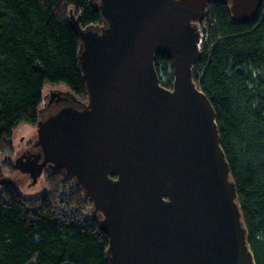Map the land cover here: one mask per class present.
Masks as SVG:
<instances>
[{
	"label": "water",
	"instance_id": "obj_1",
	"mask_svg": "<svg viewBox=\"0 0 264 264\" xmlns=\"http://www.w3.org/2000/svg\"><path fill=\"white\" fill-rule=\"evenodd\" d=\"M255 20L264 0H92L102 26H81L79 68L88 100L50 90L34 152L0 186H34L48 169L74 179L109 237L107 264H255L214 107L193 78L198 26L213 2ZM156 56L172 61V89Z\"/></svg>",
	"mask_w": 264,
	"mask_h": 264
},
{
	"label": "trees",
	"instance_id": "obj_2",
	"mask_svg": "<svg viewBox=\"0 0 264 264\" xmlns=\"http://www.w3.org/2000/svg\"><path fill=\"white\" fill-rule=\"evenodd\" d=\"M208 42L193 78L210 99L220 145L235 182L255 264H264V1L255 20L232 19L229 1L213 2ZM81 26H102L92 0H0V155H15L14 132L36 126L43 91L64 85L87 103L79 68ZM160 84L172 89V61L156 56ZM2 167L14 173L11 160ZM48 193L25 199L15 185L0 192V264H107L109 237L74 179L45 171ZM92 219H82L85 209Z\"/></svg>",
	"mask_w": 264,
	"mask_h": 264
},
{
	"label": "rangeland",
	"instance_id": "obj_3",
	"mask_svg": "<svg viewBox=\"0 0 264 264\" xmlns=\"http://www.w3.org/2000/svg\"><path fill=\"white\" fill-rule=\"evenodd\" d=\"M205 33L208 35L210 34V28L204 29ZM50 90H60V91H69L67 87L64 85H54V86H48L43 91L44 101L43 103L47 102L48 95L50 96ZM50 99V98H49ZM44 105V104H43ZM37 138V126H21L14 132L13 136V144L15 149V155H0V163L2 164V161L4 160H11L12 165L17 156H19L21 153L25 152V150L31 148L32 144L35 142ZM3 176L11 177L13 180L18 179L20 177H25V175L21 173H16V170L14 173L10 172L7 169H4L2 167ZM15 187L21 192L23 197L25 199H37L41 197L43 194H46L50 190L49 184L46 182L45 179V172L43 175L38 179V182L34 186L24 185V184H16L14 183ZM2 186H0V192L2 191ZM85 214L82 216V219H89L91 220L92 217L89 215L90 210L87 211V208L85 209ZM94 218V217H93Z\"/></svg>",
	"mask_w": 264,
	"mask_h": 264
},
{
	"label": "bare ground",
	"instance_id": "obj_4",
	"mask_svg": "<svg viewBox=\"0 0 264 264\" xmlns=\"http://www.w3.org/2000/svg\"><path fill=\"white\" fill-rule=\"evenodd\" d=\"M229 8H230V4H229ZM212 11H213V9H212V7H207V9H206V16H205V19L203 20V22H201L200 24H197V22L195 23L197 26H198V30H199V33H200V41H199V45L201 46V49H200V51H201V54H202V50L205 48V46H206V43L204 42V40H203V34H202V32H201V30H200V27H201V25H204V26H208V25H210V23H211V21H212ZM232 15V14H231ZM232 19H233V17H232ZM234 21V20H233ZM235 22V21H234ZM237 23V22H236ZM196 66V65H195ZM194 66V67H195ZM194 69V68H193ZM16 173H18V171H16ZM20 173V172H19ZM25 175V174H24ZM25 177H29V176H27V175H25ZM4 186V185H3ZM2 186V187H3Z\"/></svg>",
	"mask_w": 264,
	"mask_h": 264
},
{
	"label": "built area",
	"instance_id": "obj_5",
	"mask_svg": "<svg viewBox=\"0 0 264 264\" xmlns=\"http://www.w3.org/2000/svg\"><path fill=\"white\" fill-rule=\"evenodd\" d=\"M209 28H210V25H208V26L201 25V27H200V30H201V32L203 34L202 38H203L205 43L208 42V35L205 33L204 29H209ZM199 49H201L200 45H199Z\"/></svg>",
	"mask_w": 264,
	"mask_h": 264
},
{
	"label": "flooded vegetation",
	"instance_id": "obj_6",
	"mask_svg": "<svg viewBox=\"0 0 264 264\" xmlns=\"http://www.w3.org/2000/svg\"><path fill=\"white\" fill-rule=\"evenodd\" d=\"M49 98H50V96L48 95V97H47V102L44 103V105H43V107H42V110H45V109L47 108V106H48V104H49ZM32 145H33V144H32ZM25 152H34V149H33L32 146H31V148L25 150ZM25 152H23V153H25ZM21 154H22V153H21ZM2 176H3V173H2Z\"/></svg>",
	"mask_w": 264,
	"mask_h": 264
}]
</instances>
